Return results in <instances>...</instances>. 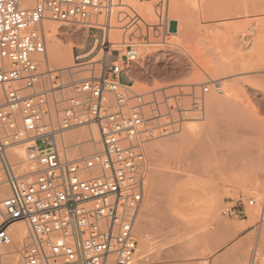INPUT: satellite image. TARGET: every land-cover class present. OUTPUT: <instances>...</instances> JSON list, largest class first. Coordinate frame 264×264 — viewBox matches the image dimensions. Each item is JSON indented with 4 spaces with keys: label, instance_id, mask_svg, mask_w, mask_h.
<instances>
[{
    "label": "built area",
    "instance_id": "obj_1",
    "mask_svg": "<svg viewBox=\"0 0 264 264\" xmlns=\"http://www.w3.org/2000/svg\"><path fill=\"white\" fill-rule=\"evenodd\" d=\"M155 14L149 22L125 0H0V187H8L0 199V264L16 220L28 228L22 264H140L135 226L150 172L145 144L181 131L184 113L199 104L192 93V108L177 100V117L164 114L157 90L140 92L123 80L143 44L167 42L169 0H158ZM46 20L81 24L92 38L59 69L58 83L40 70ZM211 91L222 94V82L202 85L203 95ZM164 115L170 122H161ZM85 126L97 127L100 147L73 157L66 134ZM249 264H264L257 244Z\"/></svg>",
    "mask_w": 264,
    "mask_h": 264
},
{
    "label": "rangeland",
    "instance_id": "obj_2",
    "mask_svg": "<svg viewBox=\"0 0 264 264\" xmlns=\"http://www.w3.org/2000/svg\"><path fill=\"white\" fill-rule=\"evenodd\" d=\"M125 1L149 22L157 20L158 0ZM169 18L167 42L143 44L123 80L140 92L157 90L164 114L177 117V100L192 108V93L199 104L184 113L188 120L181 131L145 144L150 172L135 226L136 258L140 264H249L254 245L264 255V0H169ZM49 24L59 28L65 49L92 42L81 24L46 20L45 30ZM232 35L237 45L215 54L178 45L197 36L223 42ZM50 43L47 37L45 61ZM253 51L263 55L243 68L241 57ZM73 63L49 67L46 62V67L54 70L52 80L58 83L59 69ZM214 80L222 82L224 92L203 95L202 85ZM161 122H170V117L164 115ZM250 198L255 205L248 204ZM239 199L241 207L223 214Z\"/></svg>",
    "mask_w": 264,
    "mask_h": 264
},
{
    "label": "bare ground",
    "instance_id": "obj_3",
    "mask_svg": "<svg viewBox=\"0 0 264 264\" xmlns=\"http://www.w3.org/2000/svg\"><path fill=\"white\" fill-rule=\"evenodd\" d=\"M131 4L133 5V3H131ZM143 6H145V5H143ZM60 28H62V27H60ZM44 30H45V28H44ZM58 32H59V28L56 27L55 25H52V24H49L45 30L46 41H47V37H49L50 41H51V43H50L51 51H50L49 56L46 59V61H45V56H46L47 52L44 56H42V62H41L42 66L45 65V67H46V62H47V65L49 67H51L54 63L61 65V64H64L70 60H74V53H75L76 47L71 46V48L65 49L58 39V36H57ZM237 43H238V39L235 38V36H233V35L227 36L223 42H221L218 38L213 37V36H197V37H195V40L188 45H186L184 43H180L178 45L185 48V49H188L189 47H193L194 48L193 50H195V51H201V52H205V53L215 54V53H217L218 49H220V48L223 49V48H226L227 46L235 47L237 45ZM181 51H182V49H181ZM262 55H263V53L258 52V51H253L247 58L244 57V55H243L241 57L243 68H246L248 65L252 64L253 61H255L254 59H258L256 61H259ZM51 71H53L52 68L46 67L45 72L46 73L49 72V76L48 75L44 76L45 81H50L53 79L54 73H51ZM259 72H261V71H259ZM93 127H95L96 129H94ZM83 128L80 127L79 129L76 128V129H72V130L67 132L68 133L67 136L69 137L68 138L69 141L74 144V147H72L71 151L73 150V152L75 154H79V153L90 154L91 152L95 151L96 149H98L100 147V145H98L99 134H98L97 127L96 126L88 127V129L93 128L90 132L86 129H83ZM96 143H97V147L94 148L93 144H96ZM19 152L21 153V150ZM88 154H85V155H88ZM85 155H80V156H85ZM80 156H78V157H80ZM7 191H8L7 186L0 187V197L1 198L4 197L7 194ZM139 215H140V213H139ZM143 223H144L143 221H140V231L144 228ZM9 232L12 236L13 244L10 247L8 253L3 257L1 264H21L22 263L21 249H22V246L25 242V238L28 235L27 225L22 220H16L12 224H10ZM146 241H147V238H144L143 242L145 243ZM13 253H16L17 256H14V255H13L14 257L11 256Z\"/></svg>",
    "mask_w": 264,
    "mask_h": 264
}]
</instances>
